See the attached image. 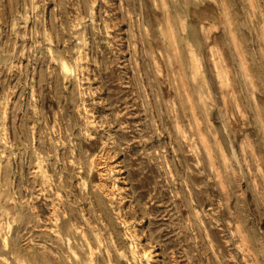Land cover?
I'll return each instance as SVG.
<instances>
[{
	"label": "rangeland",
	"instance_id": "374dc122",
	"mask_svg": "<svg viewBox=\"0 0 264 264\" xmlns=\"http://www.w3.org/2000/svg\"><path fill=\"white\" fill-rule=\"evenodd\" d=\"M0 264H264V0H0Z\"/></svg>",
	"mask_w": 264,
	"mask_h": 264
},
{
	"label": "bare ground",
	"instance_id": "6f19581e",
	"mask_svg": "<svg viewBox=\"0 0 264 264\" xmlns=\"http://www.w3.org/2000/svg\"><path fill=\"white\" fill-rule=\"evenodd\" d=\"M64 70V69H63ZM65 71V70H64Z\"/></svg>",
	"mask_w": 264,
	"mask_h": 264
}]
</instances>
